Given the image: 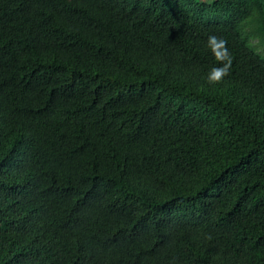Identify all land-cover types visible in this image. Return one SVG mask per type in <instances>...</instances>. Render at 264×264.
<instances>
[{"label":"trees","instance_id":"16d2710c","mask_svg":"<svg viewBox=\"0 0 264 264\" xmlns=\"http://www.w3.org/2000/svg\"><path fill=\"white\" fill-rule=\"evenodd\" d=\"M226 12L264 0H0V264H264V61Z\"/></svg>","mask_w":264,"mask_h":264},{"label":"clouds","instance_id":"9594fccd","mask_svg":"<svg viewBox=\"0 0 264 264\" xmlns=\"http://www.w3.org/2000/svg\"><path fill=\"white\" fill-rule=\"evenodd\" d=\"M214 20L216 26H223L232 22L233 29L240 32L243 43L248 42V49L257 57L264 61V21L256 24L262 25L256 29H247V22H242L239 16L233 13H219ZM227 40L216 35H209L207 39V48L211 51L218 66H214L208 73V83L213 85L223 84L230 75L233 66V56L227 47Z\"/></svg>","mask_w":264,"mask_h":264}]
</instances>
